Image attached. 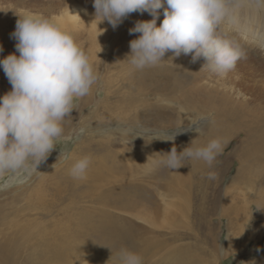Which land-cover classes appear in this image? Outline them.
<instances>
[{
	"label": "bare ground",
	"instance_id": "bare-ground-1",
	"mask_svg": "<svg viewBox=\"0 0 264 264\" xmlns=\"http://www.w3.org/2000/svg\"><path fill=\"white\" fill-rule=\"evenodd\" d=\"M61 2L69 5L67 11L64 12L67 13L69 17H79L80 15H73L77 13H83L84 16L87 15L86 11L73 0H62ZM137 18L138 20L135 18L133 24L137 21H146V18L143 19L141 16ZM262 19H264V16ZM157 26H160L158 21ZM137 34L141 35L140 33ZM240 42L244 51L252 54L254 53L255 57L259 56L261 59H264V54H259L258 51L261 50V52L264 53V50L243 40ZM127 45L130 46L129 42ZM125 46L126 44L124 47ZM129 46L124 50L128 53H123L119 48H115L114 51L110 52L113 60L108 62V65H101V62L97 64L98 70L96 71L98 74L102 71L106 74L108 72V70H105L106 68L112 69L113 72H118L116 75V83L119 86L113 90L112 87L115 81L107 82L109 90L105 94L106 101L111 100L113 103L109 105L104 104L101 107L103 109L104 123L107 127L117 121L122 125L123 130H125L127 129L126 125H137L140 122L145 123L149 120L150 116L157 117L169 113L178 114L188 108H193L195 110L201 109L203 112L200 113H205L203 116L207 114L215 116V114H213L215 107L219 112L216 123L215 117L210 125L208 123H202V121L200 126L203 127L204 130L209 129L208 132L204 131L199 135V133L194 130L192 134H185L180 137V139L173 141H166L170 138L166 139L163 138V136L155 138L150 137L148 136L149 128H144L143 131L146 132L139 138V145L137 146H130L126 143L121 146V142L128 139L127 130L124 132L121 131L119 133V138L111 137L109 134L106 136H96V134L89 139L88 143L85 142L78 145L77 149H79L77 150L75 148L77 151L75 150L72 152L73 154L67 163L66 170H70L75 159L82 156H90L91 160L97 161L91 162L86 172L85 179H73L75 184L70 190H64L59 194H54L49 201L46 200L48 194H45L44 192L46 191L42 190L43 187H45V181L38 182L39 187L33 191L34 193L31 192L30 195L27 194L25 197L21 196L14 198L15 203L26 200L28 203L27 205L32 209V207H35L32 200L36 197V201L39 203L38 209L41 211L40 217L33 216L32 218L30 217L31 219L29 220H26V217H21L24 218V220H21L22 222L17 217L16 220L9 221L11 218L8 220L9 217H5L4 212L0 210V225H8L7 233L0 231V264H93V261H95L93 258L104 261L105 258L102 256L105 251L101 247H95L98 242L96 243L95 240V245L93 246L92 241L88 239L90 235L84 236V232L87 233L84 219L88 211L82 206L81 209L78 208L81 203L92 198V203L97 206L99 205V207L102 206L103 208L97 209V206L95 207L94 205L97 211L95 212L96 217H93L96 218V223L99 225V229L96 228L99 234L98 236L100 237V240L96 238L98 241L104 244L107 238L108 240H115V238H117L118 242L120 239L122 240V237H127L128 240L134 234V230L136 229L134 226L135 224L133 225L132 222L122 224H119V222L115 224L108 222L106 219H110L109 212L104 208L121 209L124 212L129 211V215L130 212L133 213L140 210L148 211L151 209L152 211V208L157 205V198L155 199L156 196L153 192V186L151 185L152 181L157 180L159 186H162V189L167 188L168 181L166 180L167 178L172 179L171 172L173 170L181 169L183 173H185L189 169V173L193 172L195 175L200 173L201 177L199 178V184L202 183V185L205 180L212 181L203 176V172L210 168L203 161L185 160L186 169L185 166H183L173 170L164 166L160 161L163 159L162 154L170 152L173 146L177 148L178 152H181L186 147L190 146L191 142L195 139H197L196 146H202L211 139L217 137L223 138L220 136L219 132L220 127H223L226 123L224 119L227 120V117H233L232 121L229 122L230 129L228 136L237 137L239 135L240 137L239 144L235 146V150L236 148L237 150L233 154L240 168L237 177L225 183L226 188H224L223 200L221 199L219 202L217 200V204L222 211L220 217L226 218L225 220L228 221L229 229L226 244L222 247L219 245L218 247L215 246V252L218 251L215 257L218 253L220 254L219 251L221 248L224 249L221 253L225 255L233 252V248H235V251H239L238 248L241 243H238L239 245L237 246L235 243L237 242L235 241V236H239V239L242 237V240L246 236V234L243 235L245 228H243L242 225H239V227L241 226V230H237L236 233L233 232L234 228H231L233 221L231 218L232 213L238 215L244 213L246 214L245 216H248V223L255 224L258 220L252 214L253 207H256V210H260L261 216L264 215V179L262 180L263 184H258L260 185L258 187L260 192L257 195V193L253 191V180L257 182V179L255 180L253 178L252 175L255 171L251 168L252 162L249 163L254 155L259 156L264 153V112L259 111V113H257L253 110L251 111L249 109L252 102L251 99L245 100L241 98V100L238 101L236 98L234 100V96L237 97L239 92L245 90L244 86L246 79L244 80L242 76L239 77L237 70L231 71L223 78L207 70L201 71L206 61L201 58L193 63L191 54H181L182 58H179L170 56L168 52L158 64L138 69L126 60L131 52ZM245 57L239 60L236 65V67H239L243 64L240 67L241 70H245L244 68L246 67L244 64H249V61L245 60ZM261 77H263V75H261ZM92 94L93 92L86 96V99H81L83 111L86 110L88 105H92ZM263 96L264 84H261L260 98H263ZM157 101H161V103H170V105L174 102L175 106H170L169 109L171 110H169L168 106L161 103L159 104ZM99 108V106H93L91 112L88 110L90 113L87 114L88 117L98 125L101 117L98 115ZM201 114H198V116ZM246 114H251V117L254 116L253 119L256 118L255 127H247L244 125ZM216 124L217 126L220 125V127L216 128ZM189 125L190 124H188L185 129L189 127ZM63 127L64 131L68 132L71 127V122L67 120L63 124ZM194 127L196 129L197 126ZM238 131L240 132L237 133ZM160 134L163 135L162 133ZM174 189L178 191L177 188ZM239 189L253 195L240 197V193H234V191H238ZM167 190L170 192L172 188L168 187ZM96 192H100L101 194L98 193L99 196L96 197ZM162 198L165 199V197ZM165 201L163 200L166 205ZM227 205L229 209L226 210L225 207ZM0 208L2 209V207ZM35 209L36 208H34V210ZM31 212H33V210ZM78 219H81V221ZM97 231L95 230V232ZM247 239L248 235L246 237V240ZM130 240L131 242L133 241V239ZM130 240H128V242ZM100 242L99 244H101ZM108 244L106 245L108 246ZM133 244L135 245V243ZM108 253L105 252V255ZM112 258L114 259V257Z\"/></svg>",
	"mask_w": 264,
	"mask_h": 264
},
{
	"label": "rangeland",
	"instance_id": "rangeland-1",
	"mask_svg": "<svg viewBox=\"0 0 264 264\" xmlns=\"http://www.w3.org/2000/svg\"><path fill=\"white\" fill-rule=\"evenodd\" d=\"M61 1L62 0H0V47L3 49V51L0 52V60L13 53L19 55L15 48L17 41L12 38L11 33L15 31L16 22L19 19V16H23L25 13H42L45 16L55 17L58 23L61 24L64 29L72 33L81 46L84 47L86 51L90 52L96 70H98V63L101 62V65H108V62L113 60L110 52L114 51L115 48H119L123 53H128L124 51L126 50L125 48L129 46L127 43L129 42L130 44L132 40L140 36L137 33L129 34V30L135 27V23L133 24L135 18L138 20L137 17L141 16L143 19L146 18V21L154 18L149 12H144L142 14L140 12L131 13L126 19H124L123 23L114 29L107 21L101 23V21L98 20L91 24L95 18V9L93 7L94 0H73L75 3L79 4L84 11H86L87 15L84 16L83 13H80V17H69L67 13H64L67 11L69 5L62 3ZM158 12L160 15L157 21L161 25L163 21L162 18L164 19V9H159ZM260 15L261 18H263L264 13H261ZM125 44L126 46L124 47ZM258 51L259 54H264L261 50ZM244 52L245 56H247L245 57V60L249 61L250 65L244 64L246 68H244L245 70H241L240 67L243 65L242 64L234 70L238 71L235 72L239 74V77L242 76L244 80L246 79L244 86L245 90L243 92L246 94L245 96L247 97V100H252L249 109L257 113H259V111L264 112V96L263 98H260L261 84H264V59H261L259 56L255 57L254 53ZM169 54L170 56H174V53L171 51ZM179 58H182V56H179ZM105 70H108V72L106 74H104L103 71L100 72L99 80L93 86L91 91L93 92V102L91 104H94L93 106L95 107H100L98 111V115L101 116L99 125L92 121L87 115L91 112V109H93L92 105H88L85 111L82 109L83 105L81 99L86 98L76 99L73 104L74 110L72 111L71 116L67 117L65 120V122L67 120L71 122L70 130H68V132L64 131V135L55 141V149L49 154L47 159L37 168L30 167L28 171L0 175V207H2L0 210L4 212L5 217H9L8 220L11 218L9 221L16 220L17 217L21 221L22 219L24 220V218L21 217H26L25 219L29 220L33 216H41V211L38 209L39 203L36 201V197L32 200V203H34L35 206L32 207V209L27 205L28 203L26 200L18 201L17 203L14 201L15 197H25L27 194L30 195L31 192L34 193L33 191L39 187L38 182L45 181V187H43L42 190L46 191L44 192L45 194H48V197L46 198L47 201L51 200L54 194H59L64 190H70L71 187L74 186L75 183L69 174V169L66 170L67 163L73 154L72 152L77 149L78 145L85 142L88 143L92 136H95L96 134V136H106L109 134L111 137L119 138V133L127 130L128 139L121 142V146L125 143L130 146H137L139 145V138L146 132L143 131V129L149 128L148 136L150 137L155 138L163 136V138L166 139H172L175 137L174 140H177L185 134H192L195 130V127L190 124L189 120H196L198 117L205 114L200 113L203 112L201 109L195 110L193 108H188L178 114L169 113L157 117L150 116L149 120L145 123L140 122L137 125H126L127 129L125 130H123L122 125L117 121L107 127L104 123L103 109L101 108L104 104L109 105L113 103L111 100L106 101L105 99V94L109 90L107 82L115 81L112 87L113 90L119 85L116 83V75L118 72H113L112 69L107 68ZM261 75H263V77H261ZM11 88L12 86L6 77L3 68L0 67V97L9 92ZM236 98L237 97L234 96V100ZM240 100L241 99L238 101ZM157 102L159 104L161 103V101ZM161 104L168 106V109L172 105L175 106L174 102L171 103L172 105L166 102ZM88 110H90V112ZM213 112L215 116L211 115L213 116L212 120L215 117L216 123L219 117L218 109L215 107ZM198 114L201 115L198 116ZM246 115L244 125L247 127H255L256 118L253 119L254 116L251 117V114ZM226 119L227 120L224 119L226 123L223 127H220V125L217 126L216 124V128L220 127V136L226 141L223 147V152L216 157L212 167L203 172V176L207 177V179L210 171L216 172L217 178L215 180H205L202 185V183L199 184V178L201 177L200 173L197 175L193 172L189 173V169L187 170L188 172L186 171L185 173H183L181 169L173 170L171 172L172 179L167 178L166 180L168 181L167 186L172 188L170 192L167 190L168 187L162 189V186H159L157 180L152 181L151 185L153 186V192L156 196L155 199L157 198V205L152 208V211L151 209L148 211L140 210L133 213L130 212L129 215V211L124 212L121 209L116 210L112 208H104L109 212L110 219H106L108 222L114 224L118 222L119 224L132 222L133 225L135 224L134 226L136 229L134 230V237L132 236L128 239H133L132 242L135 243V245L131 240L128 242L127 237H122V240L120 239L119 242L117 238H115V240H108L107 238L104 244L108 242L109 244L106 243L108 246L98 241L100 240L97 231L99 225L95 220V212L97 209L103 208L102 206L99 207V205L97 206L92 203V198L81 203L78 208L81 209L82 207H85L88 211V214L84 219V225L87 227V233L84 232V236L90 235L88 239L92 241L93 246L95 245L96 240V243H98L95 247H101L106 253L111 252L108 253L110 256L108 254L105 255L104 252L102 257L105 258V262L93 258L95 260L93 261V264H120L119 253L121 249H127L139 254L142 257L143 264H250L251 261H255L256 264H264V215H262V218L260 210H256V207H253L252 213L258 220L256 224L248 223V216H245L246 214L244 213H240L242 216L240 214L232 213L231 218L233 219V225L231 224V228H234L233 232L236 233L237 230H241V226L239 227V225H242L243 228H245L243 235L246 234V236L243 240L242 237L239 239V236H235V241H237L235 243L237 246L241 243L238 248L239 251H235V248H233V252L225 255L224 253H221L224 251V249L221 248L219 251L220 254L218 253L215 257L218 252H215V246L218 247L219 245L222 247L226 244L229 229L228 221L225 220L226 218L220 217L222 211L217 204V200L219 202L222 199L225 191L224 188H226L225 183L237 177L240 168L239 163L233 157V154L237 150V148L235 150V146L239 144L240 137L239 135L237 136L238 138L236 136H228L230 129L229 122L232 121L233 117H227ZM182 121H184V124ZM202 123L207 124V122L204 121ZM188 124L190 125L185 130V127ZM80 128H84L85 132L79 135V139H77L76 137ZM208 130L209 129L203 130L200 134L204 131L208 132ZM239 132L240 131L237 133ZM65 137H71V139ZM61 154H63L64 157H67V159H61L58 163ZM93 161L94 160H91V162ZM249 163H251V168L255 171L252 176L255 180L257 179V182L253 180V191L258 195L260 192L258 187L263 184L262 180L264 179V153L259 156L254 155ZM53 165H55V168ZM186 167L185 163V169ZM174 188H177L178 191ZM237 192L240 193V197L253 195L251 193L248 194L241 189L234 191V193ZM98 193L101 194L100 192H96V197L99 196ZM162 197H165V199ZM163 200H166V205ZM94 205L95 207L97 206V209ZM34 208L37 210H34ZM225 208L227 210L229 209V206L227 205ZM32 210L33 212H31ZM78 220L81 221V219ZM7 226L8 225H0V231L7 233ZM95 230L97 232H95ZM247 235L248 239L246 240ZM96 238L99 239L97 240ZM99 242L101 244H99ZM111 257H114V259Z\"/></svg>",
	"mask_w": 264,
	"mask_h": 264
},
{
	"label": "clouds",
	"instance_id": "clouds-1",
	"mask_svg": "<svg viewBox=\"0 0 264 264\" xmlns=\"http://www.w3.org/2000/svg\"><path fill=\"white\" fill-rule=\"evenodd\" d=\"M93 7L91 24L107 21L114 29L131 13L149 12L154 17L137 21L129 30V34H141L130 42L126 59L138 69L158 64L171 51L175 57L191 54L193 63L203 58L206 62L201 71L223 78L245 57L241 40L264 50L260 15L264 0H94ZM162 8L165 18L157 26ZM11 36L17 41L19 55L0 60L12 86L0 97V175L28 171L45 161L55 149V141L64 135L63 124L74 110V101L90 95L99 80L90 52L55 17L25 13L19 16ZM241 98L247 99L243 92L237 94ZM189 121L197 126L199 135L204 130L202 121L213 122L211 114ZM84 132L80 128L76 138ZM196 141L181 152L173 146L162 154L160 163L173 170L185 166V160H199L211 168L226 141L217 137L202 146H196ZM61 159L67 157L61 154L58 163ZM90 164V156L75 159L70 176L85 179ZM216 178V172L208 173V179ZM119 258L120 264H143L139 254L127 249H121Z\"/></svg>",
	"mask_w": 264,
	"mask_h": 264
}]
</instances>
